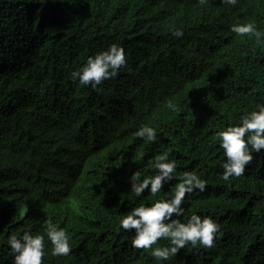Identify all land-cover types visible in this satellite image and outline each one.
<instances>
[{
	"label": "trees",
	"instance_id": "obj_1",
	"mask_svg": "<svg viewBox=\"0 0 264 264\" xmlns=\"http://www.w3.org/2000/svg\"><path fill=\"white\" fill-rule=\"evenodd\" d=\"M249 21L264 31V0H0V264H13L11 235L43 234L47 219L72 250L54 256L45 238L42 264H161L118 221L172 194L176 180L155 197L131 193V175L152 174L162 151L177 177L195 170L207 181L186 196L181 221L220 225L212 248L188 244L163 264H264V150L225 181L215 138L264 104V38L230 31ZM113 43L127 60L117 76L73 82ZM143 124L157 142L133 135Z\"/></svg>",
	"mask_w": 264,
	"mask_h": 264
},
{
	"label": "clouds",
	"instance_id": "obj_2",
	"mask_svg": "<svg viewBox=\"0 0 264 264\" xmlns=\"http://www.w3.org/2000/svg\"><path fill=\"white\" fill-rule=\"evenodd\" d=\"M206 0H200L204 3ZM224 5L234 6L239 0H222ZM230 31L238 36L254 35L257 42L264 38V31L259 30L255 23H234ZM175 37H182L184 32L177 29ZM127 63L125 49L118 43L111 44L107 49L87 57L86 63L71 72L73 82L80 85L91 84L93 88L104 80L118 75L120 69ZM169 109H175L171 100L167 101ZM136 138L145 141L157 142V130L148 124H143L133 133ZM220 142L223 155V169L221 177L227 181L231 177H240L246 166L253 159V150H264V104L256 107L240 117V122H229L226 128L215 133ZM167 151L158 152L154 156L152 174H144L137 170L131 177V193L135 197H142L147 190L153 197L164 189L165 184L173 180L177 182L171 188V195L164 199H155L154 202L138 203L126 214L119 218V228L124 231L135 230L131 245L135 249H151V255L163 264L170 257L176 256L186 245L197 243L212 248L214 239L220 231V225L209 216L192 214L185 221L180 217L185 214V198L191 199V194L207 190V181L202 179L195 170H186L179 177L176 176L177 161L169 158ZM173 217H176L175 219ZM45 238L51 243V252L54 256H67L71 252L70 235L66 228L60 227L51 219L44 222L43 234L26 231L22 236L11 235L8 238L10 254L13 264H42L45 256ZM169 241L168 245H159L161 239ZM153 245L156 247L153 248Z\"/></svg>",
	"mask_w": 264,
	"mask_h": 264
}]
</instances>
